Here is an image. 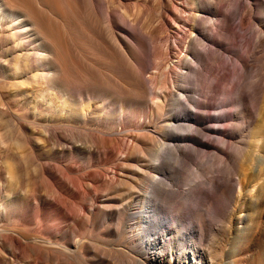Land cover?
<instances>
[{
  "label": "rangeland",
  "instance_id": "rangeland-1",
  "mask_svg": "<svg viewBox=\"0 0 264 264\" xmlns=\"http://www.w3.org/2000/svg\"><path fill=\"white\" fill-rule=\"evenodd\" d=\"M30 2L43 31L0 19V264H264V0Z\"/></svg>",
  "mask_w": 264,
  "mask_h": 264
},
{
  "label": "bare ground",
  "instance_id": "bare-ground-1",
  "mask_svg": "<svg viewBox=\"0 0 264 264\" xmlns=\"http://www.w3.org/2000/svg\"><path fill=\"white\" fill-rule=\"evenodd\" d=\"M30 1L31 0H0V19L3 21L6 20L9 25H12L18 29L19 36H23V38H26L32 34L31 32L33 29L31 28V23L34 22V24L42 31L44 25L48 26L49 24L48 20H46L48 22L47 23L45 21V17L41 16L40 13L43 12L38 11V9H36V7H34ZM44 21L47 24H44ZM46 34L47 33H45V35ZM69 187L71 186L69 185L67 188L69 189ZM66 218H69V215L66 216ZM3 236L4 238L2 243L4 245H12L13 243H18V245L23 244L21 239H18L19 237L16 238L10 231L5 230V234Z\"/></svg>",
  "mask_w": 264,
  "mask_h": 264
}]
</instances>
